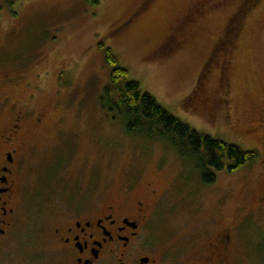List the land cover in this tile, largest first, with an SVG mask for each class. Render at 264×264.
Wrapping results in <instances>:
<instances>
[{
    "label": "rangeland",
    "instance_id": "1",
    "mask_svg": "<svg viewBox=\"0 0 264 264\" xmlns=\"http://www.w3.org/2000/svg\"><path fill=\"white\" fill-rule=\"evenodd\" d=\"M245 1L0 0V74L23 72L6 95L30 111L19 134L21 209L6 264H34L27 252L43 249L79 190L129 205L149 202L155 190L151 235L174 260L195 256L215 231L235 224L239 264H264V0L243 8ZM241 6L224 74L213 66L200 80ZM106 49L179 120L258 158L204 183L172 148L126 134L100 104L111 71ZM0 101L3 123L12 109ZM38 114L45 119L33 125Z\"/></svg>",
    "mask_w": 264,
    "mask_h": 264
},
{
    "label": "flooded vegetation",
    "instance_id": "2",
    "mask_svg": "<svg viewBox=\"0 0 264 264\" xmlns=\"http://www.w3.org/2000/svg\"><path fill=\"white\" fill-rule=\"evenodd\" d=\"M250 3L251 0H246L243 8ZM241 8L230 16L224 32L215 42L201 67L200 80L210 73L209 68L213 66L224 74L229 49L237 37L241 22L240 15L244 10ZM135 15L118 24L113 32L123 31ZM23 77L19 69L0 74V98L3 103L10 101L11 96L6 95L8 90L18 87V80ZM34 88L38 89L39 86L35 85ZM10 102L12 114L7 122L0 123V264L7 263L3 258L4 252L10 244L21 209L20 171L23 168L24 148L19 134L30 115L23 102ZM44 117L43 114L34 116L33 125L42 124ZM151 193L149 202L137 200L129 205L125 200L115 198L98 202L97 195L104 196L105 193L79 190L72 194L75 196L69 207L57 214L52 234L43 249L27 252L25 261L34 264H239L235 224L215 231L202 242L203 247L195 256L175 257L176 260L169 258L163 248H158L151 235V202L155 201L153 196L156 191L152 190ZM91 195L96 196L90 199Z\"/></svg>",
    "mask_w": 264,
    "mask_h": 264
},
{
    "label": "trees",
    "instance_id": "3",
    "mask_svg": "<svg viewBox=\"0 0 264 264\" xmlns=\"http://www.w3.org/2000/svg\"><path fill=\"white\" fill-rule=\"evenodd\" d=\"M105 62L111 71L100 97L101 107L119 118L126 134L159 141L175 150L184 162L194 165L204 183H213L219 171L232 173L258 158L254 151L201 133L179 120L130 78L110 49L105 50Z\"/></svg>",
    "mask_w": 264,
    "mask_h": 264
}]
</instances>
